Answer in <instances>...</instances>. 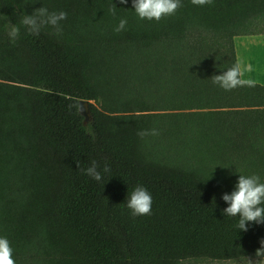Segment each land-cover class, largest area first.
Segmentation results:
<instances>
[{
  "label": "trees",
  "instance_id": "1",
  "mask_svg": "<svg viewBox=\"0 0 264 264\" xmlns=\"http://www.w3.org/2000/svg\"><path fill=\"white\" fill-rule=\"evenodd\" d=\"M181 5L156 21L132 0H0V237L16 264L256 258L264 223L240 230L221 196L240 174L264 182V0ZM41 6L67 13L60 34L21 23ZM237 63L254 86L213 83ZM137 185L150 215L127 207Z\"/></svg>",
  "mask_w": 264,
  "mask_h": 264
},
{
  "label": "clouds",
  "instance_id": "2",
  "mask_svg": "<svg viewBox=\"0 0 264 264\" xmlns=\"http://www.w3.org/2000/svg\"><path fill=\"white\" fill-rule=\"evenodd\" d=\"M195 5L212 4L213 0H191ZM121 4L127 3V0H120ZM181 0H132V8L141 20L159 21L165 16L173 15L180 8ZM67 18L64 11L49 12L47 8L41 6L35 9L32 14H27L22 18L21 23L26 26L28 31L33 35H39L41 28L50 25L60 34L62 29L60 22ZM126 19H121L118 26L114 29L120 32L125 29ZM20 29L15 25L10 26L8 35L15 42L19 36ZM249 65L246 69L237 63L226 69L221 74L213 75V83L223 88L225 91H231L237 87L254 86V81L245 79L244 72L251 71ZM148 133L141 132L140 135ZM152 135H158V132L151 130ZM98 162L93 160L89 167L83 169L86 175L96 181L103 179L102 173L98 170ZM110 169L107 165L103 171L108 172ZM221 198L227 203V207L222 209L224 215L238 216V228L243 231L248 230V223H264V182H261L258 175L240 174L230 193H223ZM127 207L131 210L133 216L150 215L152 210V196L150 192L142 185H137L131 192ZM257 259L247 257V264H264V239L260 241V247L255 249L254 253ZM0 264H16L13 258V249L10 242L5 237H0Z\"/></svg>",
  "mask_w": 264,
  "mask_h": 264
},
{
  "label": "water",
  "instance_id": "3",
  "mask_svg": "<svg viewBox=\"0 0 264 264\" xmlns=\"http://www.w3.org/2000/svg\"><path fill=\"white\" fill-rule=\"evenodd\" d=\"M78 113L83 117L84 124H88L92 121L91 111L88 108V101L79 100Z\"/></svg>",
  "mask_w": 264,
  "mask_h": 264
},
{
  "label": "rangeland",
  "instance_id": "4",
  "mask_svg": "<svg viewBox=\"0 0 264 264\" xmlns=\"http://www.w3.org/2000/svg\"><path fill=\"white\" fill-rule=\"evenodd\" d=\"M252 259H257V258H252ZM187 264H247V259H242V260H233V261H190L187 262Z\"/></svg>",
  "mask_w": 264,
  "mask_h": 264
}]
</instances>
